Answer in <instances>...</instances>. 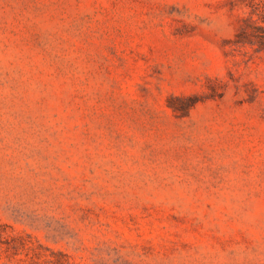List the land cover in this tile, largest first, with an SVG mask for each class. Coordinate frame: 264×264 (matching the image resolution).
<instances>
[{
  "label": "rangeland",
  "instance_id": "374dc122",
  "mask_svg": "<svg viewBox=\"0 0 264 264\" xmlns=\"http://www.w3.org/2000/svg\"><path fill=\"white\" fill-rule=\"evenodd\" d=\"M264 0H0V264H264Z\"/></svg>",
  "mask_w": 264,
  "mask_h": 264
},
{
  "label": "trees",
  "instance_id": "16d2710c",
  "mask_svg": "<svg viewBox=\"0 0 264 264\" xmlns=\"http://www.w3.org/2000/svg\"><path fill=\"white\" fill-rule=\"evenodd\" d=\"M261 22L264 23V10L259 13ZM240 35L247 40H256L264 48V25L259 24L257 20L251 18L246 21V26L241 28Z\"/></svg>",
  "mask_w": 264,
  "mask_h": 264
}]
</instances>
